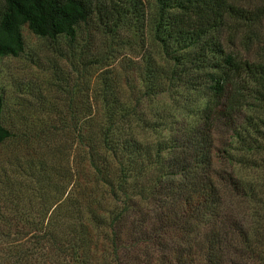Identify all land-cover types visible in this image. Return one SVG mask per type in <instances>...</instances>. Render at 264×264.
Masks as SVG:
<instances>
[{"label":"trees","instance_id":"1","mask_svg":"<svg viewBox=\"0 0 264 264\" xmlns=\"http://www.w3.org/2000/svg\"><path fill=\"white\" fill-rule=\"evenodd\" d=\"M153 1L148 12L145 0H0V55L23 49L24 23L38 36L67 40L70 57L81 30L89 36L93 25L114 38L133 23L149 28L159 55H148L126 87L104 75L87 95L91 101L68 105L76 163L66 165L61 184L43 165L28 166L39 179L18 181L22 189L0 176L6 203L17 205L28 188L39 198L37 216L17 206L15 219L0 214V264H133L140 245L129 240L143 227L159 250L155 264H264V176L222 174L213 167L209 136L221 121L242 148H264L257 142L264 118L244 112L252 103L264 112V61L226 50L218 35L230 17L264 15V4ZM77 56L86 67L102 52ZM164 93L174 105L157 104ZM175 109L182 115L174 117ZM2 111L0 92V144L11 135ZM161 125L173 133L149 140L146 130Z\"/></svg>","mask_w":264,"mask_h":264},{"label":"rangeland","instance_id":"2","mask_svg":"<svg viewBox=\"0 0 264 264\" xmlns=\"http://www.w3.org/2000/svg\"><path fill=\"white\" fill-rule=\"evenodd\" d=\"M234 1L249 8L264 4V0ZM145 3L148 12L154 8L153 0H145ZM88 28L89 36L81 30L74 42L76 57L69 56L67 40L55 42L38 36L26 23L21 26L23 49L15 55H0V92L3 95L1 118L11 130L10 137L0 144V176L13 179L9 185L14 188L24 187L23 183L19 185L18 181L33 184L39 179V176L27 174L31 170L26 172L28 166L38 168L43 165L53 180L61 184L66 165L73 168L76 163L75 132L70 126L73 120H70L68 115V105L71 104L73 108L81 107L82 98H85L86 103L91 101L87 99V95L94 91L100 77L104 75L116 76L120 85L126 87L125 78L135 77L148 55L155 59L159 56L148 27L130 23L114 38L105 37L98 30H94L93 25ZM218 35L226 50H232L251 60L264 61V15L252 20L230 17ZM81 50L84 54H97L101 51V60L82 67L77 56ZM180 89L178 93L182 100L185 94ZM71 91L73 98L69 100ZM206 91L204 89V103L208 96ZM158 99V105L173 104L167 93ZM176 110L180 109L174 111ZM244 112L245 116H253L254 121L259 116L264 118V112L257 109L254 103L247 105ZM174 114V117L182 115L179 111ZM261 130L264 134V129ZM172 133L167 126L161 125L155 130L147 129L146 137L149 140L168 138ZM231 134L232 131L227 130L221 121H216L212 127L209 136L212 140L213 167L219 169L222 174L234 171L245 179H252L257 175L264 176V148L258 150L242 148L236 137ZM253 137L255 138L254 135ZM261 141L264 147V137H258L257 142ZM218 154H229L232 159L222 162ZM54 167L56 169H53ZM21 192L22 198L20 197L15 206L0 199V212H3L0 214L15 219L17 216L14 207L17 206L21 208L22 212L18 213L22 215L29 217L38 215L36 210L39 198L29 188ZM18 224L27 230L26 226ZM14 230V227L10 228V231ZM141 230L134 233V237L129 240L132 245H140L139 251L133 249L131 252L132 262L155 264L152 262L157 259L159 250L145 240V234ZM147 260L150 263H147Z\"/></svg>","mask_w":264,"mask_h":264}]
</instances>
